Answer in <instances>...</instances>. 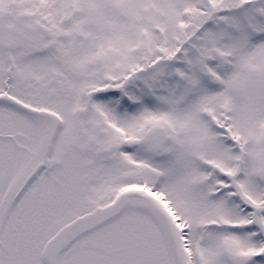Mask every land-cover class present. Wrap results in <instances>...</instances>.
Instances as JSON below:
<instances>
[{"label": "snow or ice", "instance_id": "1", "mask_svg": "<svg viewBox=\"0 0 264 264\" xmlns=\"http://www.w3.org/2000/svg\"><path fill=\"white\" fill-rule=\"evenodd\" d=\"M0 264H264V0H0Z\"/></svg>", "mask_w": 264, "mask_h": 264}]
</instances>
